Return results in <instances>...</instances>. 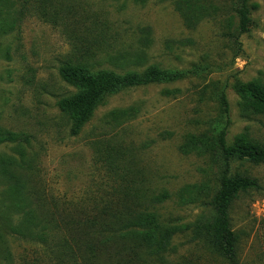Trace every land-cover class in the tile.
<instances>
[{
	"label": "rangeland",
	"instance_id": "1",
	"mask_svg": "<svg viewBox=\"0 0 264 264\" xmlns=\"http://www.w3.org/2000/svg\"><path fill=\"white\" fill-rule=\"evenodd\" d=\"M249 3L257 8L251 11V24L240 37L239 48L223 35L227 32L223 22L227 10L218 12L214 20L204 17L196 24H184L171 0H146L143 4L133 0H84L86 11L117 25L128 52L145 53L139 65L119 68L102 63L99 69L123 75L156 66L189 75L171 84L139 87L108 98L76 138L69 137L67 120L55 107L59 99L76 94L58 76V68L71 50L70 43L61 27L29 16L21 23L20 42L13 34L0 36V127L33 137V149L40 154V182L53 197L76 201L85 198L90 189L95 190L102 171L89 145L117 134L133 161L131 175L135 172L137 177L132 178L173 196L158 210L162 218H172L181 225L194 223L202 215L208 217L212 214L209 208L195 202L180 205L177 193L185 186L207 183L212 194L218 165L194 153L184 155L180 148L188 137L215 136L222 127L217 103L221 90L229 104L227 141L231 143L235 136L247 133L264 145V116H244L232 89L235 81L257 80L264 85V0ZM235 25L231 24V31ZM130 107L138 109L136 117L102 137L107 113ZM10 149L0 148V155L10 154ZM232 167L233 172L256 178L262 187L259 192L239 196L230 210L231 229L237 238V264H264V164L234 163ZM3 188L0 182V191ZM172 246V263L226 264L184 235L176 236ZM20 252V248H14L12 259H0V264H22Z\"/></svg>",
	"mask_w": 264,
	"mask_h": 264
},
{
	"label": "trees",
	"instance_id": "2",
	"mask_svg": "<svg viewBox=\"0 0 264 264\" xmlns=\"http://www.w3.org/2000/svg\"><path fill=\"white\" fill-rule=\"evenodd\" d=\"M133 1L143 4L146 0ZM171 1L184 24H196L204 17L214 20L218 12L227 10L223 20L227 32L223 35L239 48V39L251 24V11L257 8L250 0ZM83 2L0 0V36L13 34L20 42L21 23L29 16L61 27L66 34L71 50L59 66L58 76L76 94L59 99L55 107L67 120L71 138L81 134L108 98L139 87L171 84L189 75L156 66L123 75L99 69L102 63L119 68L139 65L145 53L128 52L117 25L86 11ZM231 24H236L232 31ZM232 89L244 116H264L262 83L235 81ZM217 103L223 125L216 135L190 136L180 148L184 155L194 153L218 165L217 186L212 194L207 183L185 186L177 193L180 205L195 202L212 214L181 225L172 218H162L158 211L173 196L135 181L132 177L137 174L131 175L133 161L127 146L117 134L108 133L133 120L137 108L112 110L104 117L101 136H109L89 145L102 171L101 179L85 198L69 202L46 193L41 184L40 154L33 149V137L0 127V148H11L10 154L0 155V182L5 186L0 191V259H12L13 249L20 248L22 264H190L169 261L174 238L184 235L226 264H237V238L231 229L230 210L239 196L259 192L262 187L256 178L233 172L232 164L263 165L264 145L247 133L229 143L231 121L224 90L218 94Z\"/></svg>",
	"mask_w": 264,
	"mask_h": 264
}]
</instances>
